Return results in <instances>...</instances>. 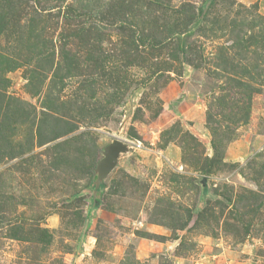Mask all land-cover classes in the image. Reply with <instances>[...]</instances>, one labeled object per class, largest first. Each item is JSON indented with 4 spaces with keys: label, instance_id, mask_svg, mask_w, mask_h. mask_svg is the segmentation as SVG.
<instances>
[{
    "label": "rangeland",
    "instance_id": "1",
    "mask_svg": "<svg viewBox=\"0 0 264 264\" xmlns=\"http://www.w3.org/2000/svg\"><path fill=\"white\" fill-rule=\"evenodd\" d=\"M0 264H264V0H0Z\"/></svg>",
    "mask_w": 264,
    "mask_h": 264
},
{
    "label": "water",
    "instance_id": "2",
    "mask_svg": "<svg viewBox=\"0 0 264 264\" xmlns=\"http://www.w3.org/2000/svg\"><path fill=\"white\" fill-rule=\"evenodd\" d=\"M126 152V147L121 142H115L106 149V157L99 165V178L105 180L114 171L120 156Z\"/></svg>",
    "mask_w": 264,
    "mask_h": 264
},
{
    "label": "trees",
    "instance_id": "3",
    "mask_svg": "<svg viewBox=\"0 0 264 264\" xmlns=\"http://www.w3.org/2000/svg\"><path fill=\"white\" fill-rule=\"evenodd\" d=\"M184 41H185V40L183 39V40H182V42H184ZM180 50H183V48H182V47H180Z\"/></svg>",
    "mask_w": 264,
    "mask_h": 264
}]
</instances>
